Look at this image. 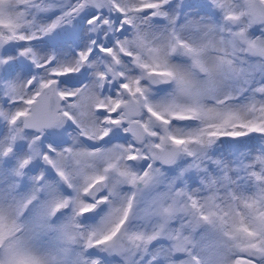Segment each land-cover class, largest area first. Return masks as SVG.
<instances>
[{
	"label": "snow or ice",
	"instance_id": "1",
	"mask_svg": "<svg viewBox=\"0 0 264 264\" xmlns=\"http://www.w3.org/2000/svg\"><path fill=\"white\" fill-rule=\"evenodd\" d=\"M0 264H264V0H0Z\"/></svg>",
	"mask_w": 264,
	"mask_h": 264
}]
</instances>
